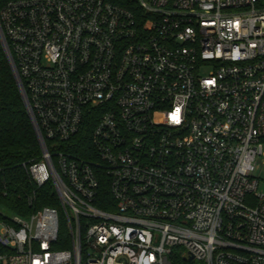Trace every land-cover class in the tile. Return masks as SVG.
I'll use <instances>...</instances> for the list:
<instances>
[{
  "label": "built area",
  "instance_id": "built-area-1",
  "mask_svg": "<svg viewBox=\"0 0 264 264\" xmlns=\"http://www.w3.org/2000/svg\"><path fill=\"white\" fill-rule=\"evenodd\" d=\"M0 34L58 204L0 264H264V0H7Z\"/></svg>",
  "mask_w": 264,
  "mask_h": 264
},
{
  "label": "trees",
  "instance_id": "trees-1",
  "mask_svg": "<svg viewBox=\"0 0 264 264\" xmlns=\"http://www.w3.org/2000/svg\"><path fill=\"white\" fill-rule=\"evenodd\" d=\"M6 1L0 0V9ZM90 126L74 138L81 148L90 145ZM39 156L36 135L0 40V208L10 214L0 213V221L11 216L27 218L44 207L58 208L52 188L48 184L38 187L28 176V165ZM59 234L63 235L61 228ZM169 259L170 264H188L178 254Z\"/></svg>",
  "mask_w": 264,
  "mask_h": 264
},
{
  "label": "rangeland",
  "instance_id": "rangeland-1",
  "mask_svg": "<svg viewBox=\"0 0 264 264\" xmlns=\"http://www.w3.org/2000/svg\"><path fill=\"white\" fill-rule=\"evenodd\" d=\"M261 161L263 162V166L258 172L259 177L262 180L260 185H259V191L264 193V157L262 158ZM0 213L4 214L6 216H10V214L6 210H4L3 208H0ZM190 264H197V263L194 262V263H190Z\"/></svg>",
  "mask_w": 264,
  "mask_h": 264
},
{
  "label": "water",
  "instance_id": "water-1",
  "mask_svg": "<svg viewBox=\"0 0 264 264\" xmlns=\"http://www.w3.org/2000/svg\"><path fill=\"white\" fill-rule=\"evenodd\" d=\"M0 40H1V43H2L3 50H4V45H3V42H2L1 34H0ZM4 53H5V55H6L7 61H8V63H9V65H10L11 70H12V73H13V76H14L15 81H16V83H17L18 89H19V91L21 92V87H20V85H19L18 77H17V75H16V72H15V70H14L12 64L10 63V60H9V58H8V56H7L6 52H5V50H4ZM32 123H33V122H31V124H32ZM32 127H33V126H32ZM188 260L191 261L192 258H189Z\"/></svg>",
  "mask_w": 264,
  "mask_h": 264
},
{
  "label": "snow or ice",
  "instance_id": "snow-or-ice-1",
  "mask_svg": "<svg viewBox=\"0 0 264 264\" xmlns=\"http://www.w3.org/2000/svg\"><path fill=\"white\" fill-rule=\"evenodd\" d=\"M179 110L177 109V112H178ZM174 118H176V117H174Z\"/></svg>",
  "mask_w": 264,
  "mask_h": 264
}]
</instances>
